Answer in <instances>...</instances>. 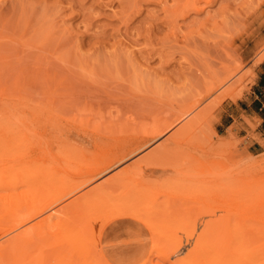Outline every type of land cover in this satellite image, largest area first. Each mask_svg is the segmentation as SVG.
Instances as JSON below:
<instances>
[{
    "label": "rangeland",
    "instance_id": "rangeland-1",
    "mask_svg": "<svg viewBox=\"0 0 264 264\" xmlns=\"http://www.w3.org/2000/svg\"><path fill=\"white\" fill-rule=\"evenodd\" d=\"M0 51V179L18 177V186L28 188L20 189L27 190V196L17 195V200L0 205L1 251L12 233L20 232L19 227L8 233L11 214L29 211L32 199H38L39 207L50 197L49 184L53 189L59 185L48 177L50 169L46 175L49 180L39 177L47 170L40 172L38 163H53L55 166H49L53 174H68V185L80 183L86 177L76 173L77 169L101 161L126 140L138 137L143 128L171 117L185 105L195 103L192 113L159 141L171 145L169 153L174 154L170 153L168 162L174 161L179 173L187 170L188 174L183 173L182 178L178 173L175 178V172L170 171V176L162 179L135 176L129 180V184L133 181L132 188L128 181L124 187L114 188L111 195L123 197L118 202L123 203L125 195L131 199L135 188L138 193L143 189L140 194L145 205H152L148 201L163 205L161 196L167 203L180 202L195 192L223 193L221 190L228 186L221 181V173L246 180L264 176V150L249 153L245 143L248 136H240L235 125L226 126L232 119L228 114L243 112L240 99L249 104L254 97L259 64L264 60V0H0ZM227 71L233 75L230 84L206 95L208 86L215 85ZM188 123L192 124L188 130L170 138ZM110 124L115 130L108 127ZM6 129L26 132V136L6 135ZM251 138L258 140L254 135ZM193 170L198 175L192 177ZM32 171L36 178H32ZM26 174L29 179L24 180ZM62 177L58 178L65 183L67 178ZM113 196L107 197V202H114ZM41 217L26 224L36 227L37 231L27 229L43 235V240L31 239V234L28 241L33 243L28 242L23 234L20 248L16 245L12 251L0 252V264L50 261L47 246L60 236L44 228L49 232L46 239L48 234H42L43 227L37 224ZM108 226L101 236L102 245ZM151 245L152 240L146 238L145 249L140 246L139 251Z\"/></svg>",
    "mask_w": 264,
    "mask_h": 264
},
{
    "label": "bare ground",
    "instance_id": "bare-ground-1",
    "mask_svg": "<svg viewBox=\"0 0 264 264\" xmlns=\"http://www.w3.org/2000/svg\"><path fill=\"white\" fill-rule=\"evenodd\" d=\"M45 30L49 31L47 28ZM48 33L51 34V32ZM37 36L39 35L37 34L36 37ZM51 36L49 39L54 41L53 38L56 36H52L53 38H51ZM50 40L49 42L52 45L53 42ZM54 45L56 44L54 43ZM230 71H227V73L225 72L226 76L223 74L224 77L219 81L216 80L217 83L215 85L214 83L210 84L211 86H208V88H210H206V90L208 89L207 91L204 90L206 95L210 94L213 90L219 87L226 86L230 80L232 81L233 75L230 74ZM232 84L236 87V83ZM228 92V90H225V94ZM218 102H220V100ZM194 104H190L188 106L185 105V107L183 106L182 108H179L180 110L178 113H172L171 117L160 118L151 126L143 128L138 137L126 140L121 148L114 151L109 156H106L101 161L87 164L85 166L83 165V167L77 169L76 173H82L86 177L80 183L68 185V179L70 180V178L66 177L68 174H63L65 179L67 178L65 184L61 178H58L59 176L62 177V174H53V171H51V168H49V166L53 163L47 162V166L43 163L42 164L44 166L38 163L37 167L38 169L40 167L39 171L43 170L44 168V171L50 169V174L54 175L51 177L49 171L47 170L45 176L43 172L40 171L43 175L38 173V175L40 174L39 177H44V180L46 181L49 180V178H52L51 181H54L53 183H55V185H59L53 189L49 184L48 187L50 190L48 189V191L52 190L50 192V197L47 198L42 205H39V207L36 206V204H38L36 203L38 199L35 201L32 199L33 203L35 202L34 205L37 207L36 208L31 201L32 205L35 207L34 209L31 205L33 208L31 209L33 211H30L31 209L28 208L29 211H24V214L22 213L23 215H19L16 212L15 213L18 216L16 214H11L12 225L8 227V233L13 232L19 227L20 228L18 230H20V232H18V234L16 233L17 235L12 233L14 237H12L13 235L11 238L8 236L9 238L6 240V244H4L3 247L1 246L2 251L0 250V252H9L8 249L10 250V248L18 245L19 241L23 239L24 236L26 237V235L27 241L30 239L31 234L33 235L31 239L33 237H39V240H43V235L39 234L42 239L39 235H37L36 227H34L32 224L26 223L31 219L33 220V218L37 216L41 217L44 213V215L37 222L40 227H43V230L40 229L42 234L45 233V235H47L49 233L44 232V228H47L49 231L51 230L53 235L60 236V238L58 237L59 239H55L53 243L51 242L52 245L47 246L49 248L47 250V259L48 261L50 260L49 262L51 264L54 262L55 264H61L62 262L63 264H165L166 262H169L170 264H264V176L258 178H255L254 176L252 179L248 178L246 180L243 179V177L240 178L241 176L233 178L232 176L228 175V172L226 171L227 174L221 173L222 175H220L222 176L220 177L222 179L221 181L223 182L225 180L224 182L226 184L224 185L228 186V189L221 190L223 193L220 194L217 192V190L216 192L214 190H207L208 192H203V195L197 192L199 195H201V197H199L195 192L189 198H183L184 200H180V202L172 201L173 203H167V199L165 200L161 196L160 200L162 202L164 201L163 205H156L155 203H150L149 201L148 203L152 205H145L142 202V194H140L144 193L142 191L143 189L140 191V193H138L139 191H137L135 188V192L130 196L131 199L127 200L125 195L123 203L121 201L118 202V200H122L123 197L119 198V196L116 198L113 196L114 194L111 195L116 186L129 184V180L134 179L135 176H147L154 177L156 179H162L168 178L171 173L170 171H173L172 173H176L173 174L176 176L175 178H178L177 175L179 171L178 168H176L173 164L174 161L173 163L172 161L168 162L170 161L168 158L172 156L170 153H173V151L169 153V147H171V145H168V147L167 145H164V143L160 144L159 140L176 124L192 113ZM190 123L184 124L182 127L176 129L170 135V138H175L176 135H179V133L186 128L188 130L192 125H190ZM111 126V124L110 126L108 125V127L111 129L115 125L113 127ZM113 130H115V127ZM5 133L6 135H14L18 137L26 136V132L23 133L18 130L12 131L6 129ZM140 153L141 155L134 159V161H132L130 164L120 167L124 162L126 163L127 160L133 158L132 156L136 157ZM174 158L175 157L173 156V159ZM177 158H180V156L178 155ZM62 166L59 168H62ZM38 169L36 170L34 168V171L38 172ZM22 171L24 173L25 168H23L21 172ZM193 171L194 174L191 175V173H189L192 177H194L196 174L198 175V173L195 172L196 170ZM68 172H70V170ZM180 173L179 175L182 178H184L183 173L184 175L188 174L187 170H183L181 173L182 175ZM11 174L13 175V173ZM11 174L9 176H11ZM34 174L35 173L32 171V178H36V174ZM71 174L75 173L71 172ZM46 175L49 178H46ZM246 175L247 174L245 173L243 176ZM25 176L26 178H24V180L29 179L27 178V174ZM55 176L56 178H53ZM188 176L189 175L186 177ZM17 178H13L11 181H2L0 179V205L2 207L6 206V204H9L12 200H15L17 195H22L20 198H22L23 195L27 196V190L25 191V189H23V191H20V189L25 188L26 185L20 184L21 187L18 186L19 180H17ZM53 179L60 180L58 182V180ZM65 179L63 178V180ZM95 181L99 182L94 183ZM127 181L128 183L126 184L125 182ZM91 182L94 184L89 185ZM87 184L89 186L84 188ZM129 185L130 187L133 186V181ZM29 186L30 185H28V187ZM225 188L227 187L225 186ZM41 190L45 189L42 188ZM112 196L115 201L112 202L109 199L111 203H109V201L107 202V197L111 198ZM29 198L31 199V197ZM152 199L154 198L152 197ZM152 199H150L151 202H153ZM169 201H171V199H169ZM24 224L26 225V229L22 226ZM107 224H109L108 228L110 232L114 231L120 226H127L131 231L134 232V237L130 241H133L135 244H142L143 247L145 239L147 238L152 240V245L150 248H146V250L142 249V251H138L136 255L128 261L118 258L117 254H112L109 256L107 254L106 244H101V236H103L102 233L104 227ZM27 227H29L28 229L32 231L34 227L36 234H34L35 232L28 230ZM30 227H32V229ZM27 230L29 232L28 234L25 233ZM106 230L107 229H105L104 234L106 233ZM40 231H38V233H41ZM45 237L46 239L49 238V234ZM17 247H19V245ZM37 259L38 258L36 257V260ZM33 262L37 264L36 261ZM49 262L47 263L49 264Z\"/></svg>",
    "mask_w": 264,
    "mask_h": 264
},
{
    "label": "crops",
    "instance_id": "crops-1",
    "mask_svg": "<svg viewBox=\"0 0 264 264\" xmlns=\"http://www.w3.org/2000/svg\"><path fill=\"white\" fill-rule=\"evenodd\" d=\"M259 65V75L253 87L254 97L249 104L245 100L240 99V103L244 105L242 110L245 113L242 112L236 116L228 114L232 119L226 124L227 127L235 125L236 132L240 136H248L245 143L247 144L248 152L251 154H258L264 150V144L259 141V139L264 141V101L261 100V98H264V60ZM249 123L254 124L255 128H251ZM252 135L258 137V140L251 138ZM123 227L126 226H120L111 232L107 228L103 242L107 246V254L109 256L117 254L118 258L128 261L136 255L142 244H135L130 241L134 237V232L129 228L121 229Z\"/></svg>",
    "mask_w": 264,
    "mask_h": 264
}]
</instances>
